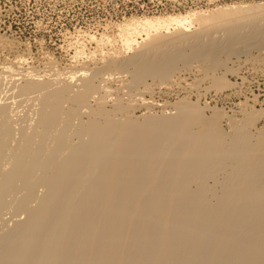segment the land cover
I'll use <instances>...</instances> for the list:
<instances>
[{"label": "bare ground", "instance_id": "6f19581e", "mask_svg": "<svg viewBox=\"0 0 264 264\" xmlns=\"http://www.w3.org/2000/svg\"><path fill=\"white\" fill-rule=\"evenodd\" d=\"M263 21L264 3L135 18L118 25L122 50L133 51L127 57L121 49L104 52L95 66L78 68L77 50L71 67L50 72L24 67L23 58L6 64L0 220L12 209L25 217L1 229L0 264H264V128L257 123L264 109L240 106L243 115L235 118L214 106L208 114L209 105L185 96L175 113L140 120L135 96L115 98L108 108L112 87L103 77L96 82L132 67L131 89L148 90V78L169 85L176 72L198 63L211 80L206 91L247 93L248 66L263 57L264 45L247 44L241 29ZM5 40L0 47L9 46ZM242 54L243 65H227ZM30 95L34 117L21 125L16 103ZM82 107L88 119L75 122Z\"/></svg>", "mask_w": 264, "mask_h": 264}, {"label": "rangeland", "instance_id": "374dc122", "mask_svg": "<svg viewBox=\"0 0 264 264\" xmlns=\"http://www.w3.org/2000/svg\"><path fill=\"white\" fill-rule=\"evenodd\" d=\"M263 3L264 0H0V37L4 40L6 38L9 41V46L6 42L7 40H5L6 43L4 47H0V70L2 71V68H4L6 64V66H8V63L16 61L19 58H23L24 64L27 63V66L23 64H21V66L23 65L27 68L31 66L30 68L33 67L32 69H36L37 71L43 69L41 72H44V69H47V71L50 72V69L52 71V68L54 67L56 69V66L62 70H66L67 68L71 67L69 66L70 64L72 65L75 63L74 60H76V57L73 56L77 50H81L82 54H80L82 57H79L81 60L77 57L78 62L76 64H79L77 67L80 68L82 65H84V63H86V65L90 66L91 68L95 66L94 60L99 62L101 54L103 55L104 52H115V50L119 51L121 49V54H124L123 57L132 55L133 51L128 53L127 51H124V47L122 50L120 31H118V25L120 23H125L130 19L151 16H167L168 14L178 15L186 14L188 12L211 11L222 8L228 9L231 6H246L247 4L260 5ZM259 23L260 22H257L256 24L253 23L255 26L251 24H249L250 26L245 25V28L242 27L244 25L241 26L242 35H240L245 39L247 38V44L249 43L254 45L261 43L264 45V37L262 35L264 33V21L262 22L263 24L260 23L261 25ZM256 31L258 35L260 33L261 36H258ZM250 33L252 36L254 35L258 38L254 36L252 37ZM89 34L95 35L97 41L92 39ZM217 34L219 33H216V35ZM103 35L106 37V39L101 42L100 39ZM250 36L253 39L250 38ZM108 38L110 41L107 40ZM139 40L141 41L142 39L140 38ZM261 49H263L262 53H264V46H262ZM258 50V48L252 49V55H257L259 53ZM244 55L245 54H242L239 57L241 62L237 61L239 58L235 55L229 59H227V57L224 55L222 57L225 60L227 59L226 63L229 65V67H233V63L239 67V64L241 63V65H243L245 58L247 59V56ZM262 58H260V60L263 61L252 59V62H257L253 63L254 65L249 64L248 66L249 72H247L246 75L250 76V84H246V87L250 86L252 87V90H248L247 93L241 92L240 94H237L234 92L233 94L232 91H224L223 93L217 92L215 89L212 90V88L210 89L211 92L206 91V88L211 85V80L209 77L205 76L204 71H199L198 67L196 68L197 65L199 66L198 63H194L192 68H179L181 69V72L179 70V73H175V81L170 82L169 85L162 84V81L158 78H148L147 81L150 85L148 90L145 88V86H143V84H140L139 89L137 88V90L134 85V91L131 89L132 85L130 82H132L131 72L133 68H130V66H128L130 69H121V71H117L119 74L116 72V74L109 78H107L108 74L106 77V73H102L104 75L100 74L96 82L100 84L102 80L101 78L103 77L105 80L108 79V81L103 82L102 84L107 83L110 88L112 87L111 89L113 91V96H109L106 99L108 100L106 101V106L108 108H111L115 98L123 97V101H127L130 99L131 95L135 96L137 104L136 108L134 109V115L135 117L139 116L140 120H143L144 116H148L149 114L153 115L157 113L161 115L165 111L168 113H175L176 110H174L173 107L174 103L185 96L189 97L192 101H198L201 106L209 105L208 108L211 106V110L208 108L206 110L208 114L212 113V107L215 106L217 108L219 107L226 110V112L228 111L232 117L241 118L243 113L241 112L242 108L240 106L247 109L249 108V111L253 109H264V58ZM91 60L94 62V64ZM53 63L56 65L54 66ZM3 64L4 66H2ZM223 70L224 68L222 67L218 68V70L215 72H211L210 76H213V74L216 72L220 75L225 71ZM240 71H243V68H241ZM217 73L216 76L218 75ZM230 74H228V76L229 78L231 77V80L233 79L232 81H236L238 83L241 81L237 79L239 78L238 76H235L234 74H231L230 76ZM113 76L114 78H112ZM7 82L6 85L5 83L2 85H5V88L7 86V89L9 90L11 87L10 84L12 83L9 80ZM8 84L10 87H8ZM1 88L3 91L4 86H1ZM102 89L103 88L100 89L102 91L101 94H104L105 92ZM253 91L255 92L254 94L259 96L256 102L251 100L254 96L252 95ZM9 93L10 94H8L6 90V94L8 96L11 95L12 89ZM101 94L98 93L97 96H100ZM3 95H5V90L3 93H0L1 97ZM7 96H4V98H7ZM32 96L30 95L26 97L24 101L21 99L23 104L20 100L21 97H17L20 101L17 102L16 105L18 104L17 106L19 107L17 109L18 112L20 111L19 115H21L20 117L17 115V121H19L21 118L20 123H23L21 125H26L27 120H29L28 122L30 123V119L32 120L34 117V114L32 113L36 108L35 103L37 101L35 102ZM30 97H32V100L35 103L32 102ZM89 103L90 106L91 104L96 106V100L94 97L92 99L90 98ZM145 103H147V105ZM247 105L250 106L248 107ZM149 106L151 107L150 110L148 109L150 108ZM84 108L85 107H82L80 109L81 112H78L81 116L78 115L80 117L77 119L75 118V122H78L79 119H88L87 113L89 109ZM84 110L88 111L86 112ZM257 123L260 128H264V118L260 119ZM223 124H225L224 127L229 130L230 127L227 124V121H223ZM220 174L221 173H219L218 176ZM209 180L210 185H216V181L213 183L214 179L212 180L211 178ZM217 184L219 186H216V188L219 189L220 186H222V183ZM13 210L14 209L10 211L11 215H6V213L3 215V218L6 220L3 218L0 220V235L4 233L1 229L5 228V226H11L16 220H18V218L23 219L25 217V214H22V211L15 212V210ZM16 215L17 219H15ZM10 216H12V218Z\"/></svg>", "mask_w": 264, "mask_h": 264}]
</instances>
